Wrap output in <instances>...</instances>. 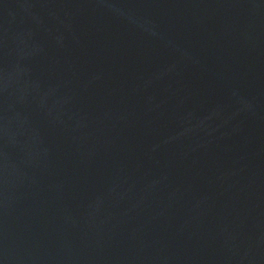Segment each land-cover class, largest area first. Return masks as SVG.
<instances>
[{
    "label": "water",
    "instance_id": "water-1",
    "mask_svg": "<svg viewBox=\"0 0 264 264\" xmlns=\"http://www.w3.org/2000/svg\"><path fill=\"white\" fill-rule=\"evenodd\" d=\"M0 264H264V0H0Z\"/></svg>",
    "mask_w": 264,
    "mask_h": 264
}]
</instances>
